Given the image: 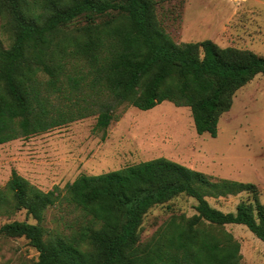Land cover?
<instances>
[{
  "label": "trees",
  "instance_id": "16d2710c",
  "mask_svg": "<svg viewBox=\"0 0 264 264\" xmlns=\"http://www.w3.org/2000/svg\"><path fill=\"white\" fill-rule=\"evenodd\" d=\"M10 43L0 40V144L96 115L106 129L121 105L149 110L163 101L190 108L198 134L216 137L238 89L264 74V58L211 39L176 43L152 0H0ZM79 17L84 25L69 28ZM255 184L216 179L160 156L99 174H80L43 191L12 170L0 210L25 209L0 234L24 237L38 252L28 264H242L240 243L224 229L246 226L264 242V204ZM249 192L234 211L207 197ZM179 195L194 213L172 214L145 241L144 215ZM67 203L76 226L44 225L48 207Z\"/></svg>",
  "mask_w": 264,
  "mask_h": 264
},
{
  "label": "rangeland",
  "instance_id": "374dc122",
  "mask_svg": "<svg viewBox=\"0 0 264 264\" xmlns=\"http://www.w3.org/2000/svg\"><path fill=\"white\" fill-rule=\"evenodd\" d=\"M157 22L176 43L211 39L221 47L251 50L264 58V0H152ZM0 17V40L10 43ZM86 23L79 17L69 25ZM105 137L94 128L96 115L75 120L46 132L0 144V188L12 170L43 191L63 188L80 174H99L156 157H166L216 179L255 184L264 204V74L256 75L233 96L229 111L218 122L212 137L198 134L189 107L163 101L149 110L121 105ZM249 192L218 198L209 203L234 211ZM194 199L179 195L150 208L143 217L140 239L147 240L172 214L194 213ZM77 211L67 203L48 207L44 225L54 231L76 226ZM27 220L25 209L6 214L0 226ZM224 229L240 243L242 264H264V242L246 226L227 224ZM38 252L24 237L0 234V264H28Z\"/></svg>",
  "mask_w": 264,
  "mask_h": 264
}]
</instances>
